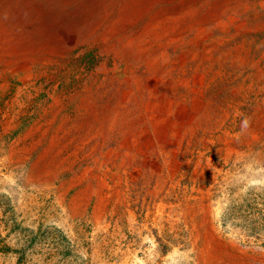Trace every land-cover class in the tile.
Masks as SVG:
<instances>
[{
	"label": "rangeland",
	"instance_id": "1",
	"mask_svg": "<svg viewBox=\"0 0 264 264\" xmlns=\"http://www.w3.org/2000/svg\"><path fill=\"white\" fill-rule=\"evenodd\" d=\"M0 264H264V0H0Z\"/></svg>",
	"mask_w": 264,
	"mask_h": 264
},
{
	"label": "bare ground",
	"instance_id": "2",
	"mask_svg": "<svg viewBox=\"0 0 264 264\" xmlns=\"http://www.w3.org/2000/svg\"><path fill=\"white\" fill-rule=\"evenodd\" d=\"M127 1V0H126ZM3 3V2H2ZM128 3V2H127ZM147 4V3H146ZM154 4V3H153ZM119 12V11H118ZM113 14V13H112ZM2 16V15H1ZM106 17V16H105ZM14 20V19H13ZM66 20V19H65ZM64 20V21H65ZM110 21V20H109ZM108 21V22H109ZM115 23V22H114ZM4 26V25H3ZM261 26V25H260ZM97 28L99 27V26H96ZM111 27H113V25L111 26ZM99 29V28H98ZM112 29V28H111ZM263 29V28H262ZM4 36V35H3ZM115 36V35H114ZM64 37V36H63ZM16 50V49H15ZM14 53V52H13ZM33 53V52H32ZM36 53V52H35ZM48 55V54H47ZM28 56V55H27ZM35 56V55H34ZM12 57V56H11ZM237 58V57H236ZM28 177V176H27ZM30 177V176H29Z\"/></svg>",
	"mask_w": 264,
	"mask_h": 264
}]
</instances>
